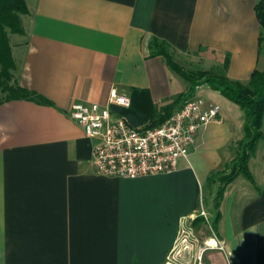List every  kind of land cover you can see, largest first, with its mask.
I'll return each instance as SVG.
<instances>
[{"label": "crops", "instance_id": "0c3cea01", "mask_svg": "<svg viewBox=\"0 0 264 264\" xmlns=\"http://www.w3.org/2000/svg\"><path fill=\"white\" fill-rule=\"evenodd\" d=\"M255 2L25 0L23 31L9 35L13 77L50 104H0V264H163L186 229L195 242L174 258L184 263L211 236L201 210L224 242L202 253L204 264H264V124L250 178L224 184L208 178L229 172L243 113L207 86L193 96L219 113L169 173L96 174V140L69 116L73 103L107 104L113 89L144 91L134 103L155 113L184 93L163 57L148 55L152 38L201 68L219 70L227 57L226 75L246 81L260 58Z\"/></svg>", "mask_w": 264, "mask_h": 264}, {"label": "built area", "instance_id": "2783aa9c", "mask_svg": "<svg viewBox=\"0 0 264 264\" xmlns=\"http://www.w3.org/2000/svg\"><path fill=\"white\" fill-rule=\"evenodd\" d=\"M130 105L129 97L113 89L105 105L73 103L70 107L69 116L86 137L96 140L91 162L98 175L134 179L174 171L179 159L188 158L198 130L214 121L219 113L218 105L192 96L159 125H132L123 113L112 107L127 109ZM199 216L211 235L204 240L202 249L184 263L174 259L184 258L195 242L183 229L163 264H204L202 253L206 249H224V242L217 239L205 211L201 210Z\"/></svg>", "mask_w": 264, "mask_h": 264}, {"label": "trees", "instance_id": "16d2710c", "mask_svg": "<svg viewBox=\"0 0 264 264\" xmlns=\"http://www.w3.org/2000/svg\"><path fill=\"white\" fill-rule=\"evenodd\" d=\"M253 9L260 27L257 38L258 53L264 57V0H256ZM26 13L27 6L24 0H0V104L5 101L18 99L50 104L42 95L22 87L14 81V63L11 57L9 35L22 33L20 15ZM148 49L150 57H163L167 66L184 80L187 87L186 91L179 94L173 102L162 107L159 113H155L150 108H147L149 105L143 104L140 107L134 103V97H139L142 93H145L144 91L134 89L130 97V107L127 109L114 107V110L123 113L132 125H138L146 120H151V126L159 125L170 116L178 103H182L184 100L192 97L197 88L207 86L236 104L243 113L242 136L234 143V159L230 165L229 172L225 174H212L208 180L212 181L217 178L221 183L226 184L237 173H242L250 178L247 160L254 153L257 142L262 137L264 60L261 68H255L248 79L241 82L233 80L226 75L227 57L223 61L222 68L216 71L201 69L185 70L174 60L173 48L167 42L152 38L149 41Z\"/></svg>", "mask_w": 264, "mask_h": 264}, {"label": "rangeland", "instance_id": "374dc122", "mask_svg": "<svg viewBox=\"0 0 264 264\" xmlns=\"http://www.w3.org/2000/svg\"><path fill=\"white\" fill-rule=\"evenodd\" d=\"M25 1V0H24ZM23 15V14H22ZM20 22H21V15H20ZM22 26V25H21ZM173 58L174 60L180 65L183 67V69L185 70H189V69H201V70H214L216 71L217 69H214V68H201L199 66H196L195 64H191V62L189 61V58H187L186 56H182L180 54H176L175 52H173ZM263 60H264V57L263 55H260V58H259V64H258V68H261V65L263 63ZM264 124V115H263V118H262V123H261V132H262V125ZM234 147H235V144H233V151H234ZM178 248H176L177 250Z\"/></svg>", "mask_w": 264, "mask_h": 264}]
</instances>
